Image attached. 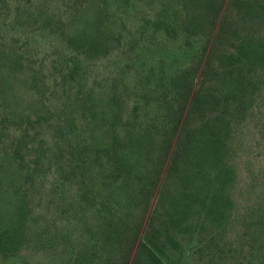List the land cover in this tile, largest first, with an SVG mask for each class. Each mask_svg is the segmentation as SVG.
<instances>
[{
    "label": "rangeland",
    "instance_id": "1",
    "mask_svg": "<svg viewBox=\"0 0 264 264\" xmlns=\"http://www.w3.org/2000/svg\"><path fill=\"white\" fill-rule=\"evenodd\" d=\"M99 13L103 24L97 33L109 53L78 54L70 36ZM243 13L236 0H227L212 37L207 31L189 37L180 30L183 0H0V166L11 169L10 193L19 189L27 213L20 243L0 251V264H79L81 253L88 264H125L123 246L105 238L106 220L94 209L97 192L110 181L109 161L92 154L90 164L74 175L78 161L70 165L67 158L66 121L73 115L81 131L91 118L82 115L86 98L115 97L121 115L117 130L151 126L157 141L172 126L181 91L176 78L196 65V53L208 45L204 82L214 93L223 79L219 59L236 53L243 39L264 42V14ZM11 58L21 66L5 102L1 77L10 74ZM71 60L79 66L74 77ZM245 72L250 85L244 107L228 105L236 113L229 152L236 180L224 230H212L203 217L170 225L158 206L167 165L153 191L148 178L134 181L127 206L118 211L133 224L144 222L141 233L152 249L169 247L168 236L181 243L184 255L170 254L167 264H264V69ZM155 149L150 168L159 158ZM166 183L174 186L172 179Z\"/></svg>",
    "mask_w": 264,
    "mask_h": 264
},
{
    "label": "trees",
    "instance_id": "2",
    "mask_svg": "<svg viewBox=\"0 0 264 264\" xmlns=\"http://www.w3.org/2000/svg\"><path fill=\"white\" fill-rule=\"evenodd\" d=\"M226 1L183 0L186 16L180 24L182 33L189 37H199L202 32L207 31L208 37H212ZM236 2L245 15L256 17L264 14V0ZM82 22V28L76 30L73 35L69 34L72 48L78 54L93 57L108 54L110 49L107 43L102 42L97 33L102 32L101 13ZM165 28L169 30L170 26ZM236 49L233 55L219 59V68L223 74L219 76L223 79L214 93L206 91L207 82H204L208 45L204 46L199 54H195L193 60L196 65L189 67L176 78L181 85V91L177 99L178 106L172 112L174 119L171 129L160 134L161 138L157 141L151 126L144 128L142 125H128L129 129L123 133L117 130L121 115L117 110L115 97L109 101H103L101 98L91 99V96L86 98L82 115L86 117L85 114L89 113L91 118L81 131L78 129L77 118L74 119L72 115L67 119V158L70 165H73L75 160L78 161L73 168L74 175L78 169L82 170L90 164L93 160L92 154L95 160H99L100 155L104 154L109 161L110 181L104 182L97 192L98 199L94 202V209L106 220V228L103 230L105 238L115 240L123 246L125 264H167L165 258L168 262L173 260L170 254L185 253L181 243L172 236H168L169 247L152 249L145 241V233H141L144 222L133 224L124 220L118 213L127 206L125 202L132 194L130 189L134 181L148 178L152 186L150 190L153 191L160 183L165 165L168 168L163 175L165 183L160 185L158 206L163 209L164 216L171 226H182L197 217H203L205 223L216 231L224 230L229 223L234 204L232 191L236 180V171L229 156L233 137L231 116L236 113H231L229 108L232 107L228 108V105L236 107L238 111L244 107V97L250 85L245 71L252 73L255 69H264V42L243 39ZM76 60L70 62L71 77L79 71ZM9 63L10 74L2 73L1 77V94L5 102L11 93L12 82L17 80L16 68L21 66V61L16 58H11ZM200 76L201 82L197 84ZM224 102L227 107H221ZM8 107L9 105H2L4 110ZM196 117L200 120L192 123ZM127 124L131 122L128 121ZM156 147L159 158L150 168V163H153L152 152L156 151ZM155 165H159V169ZM9 171L11 174L7 165L0 166V172L5 176L0 177V251L5 253L18 246L27 223L25 198L19 189L15 188L13 194L10 193L13 187L7 184L6 174ZM174 173L178 180L173 178ZM9 177L11 178L10 175ZM171 179L174 180L172 187L166 183ZM15 180L14 178L12 182ZM86 199L87 197H84L82 200L86 202ZM78 263L88 264V255L81 253Z\"/></svg>",
    "mask_w": 264,
    "mask_h": 264
}]
</instances>
